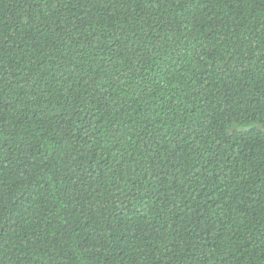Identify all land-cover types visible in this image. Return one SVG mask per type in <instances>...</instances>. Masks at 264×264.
I'll list each match as a JSON object with an SVG mask.
<instances>
[{"label": "trees", "instance_id": "obj_1", "mask_svg": "<svg viewBox=\"0 0 264 264\" xmlns=\"http://www.w3.org/2000/svg\"><path fill=\"white\" fill-rule=\"evenodd\" d=\"M0 264H264V0H0Z\"/></svg>", "mask_w": 264, "mask_h": 264}]
</instances>
